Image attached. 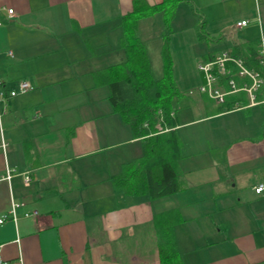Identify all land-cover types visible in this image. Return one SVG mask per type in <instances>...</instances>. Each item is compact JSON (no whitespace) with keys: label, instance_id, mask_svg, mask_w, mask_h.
Listing matches in <instances>:
<instances>
[{"label":"crops","instance_id":"obj_1","mask_svg":"<svg viewBox=\"0 0 264 264\" xmlns=\"http://www.w3.org/2000/svg\"><path fill=\"white\" fill-rule=\"evenodd\" d=\"M132 1L0 0L3 264H161L152 219L172 208L180 217L173 230L182 264H264V192L253 189L264 183V102L218 111L208 95H185L173 114L184 188L153 199L114 190L111 176L142 154V138L113 111L108 87L95 83L93 71L124 56L120 19ZM192 2L204 31L224 44L199 45L195 17L178 25L177 10L192 14L178 3L170 39L188 38L181 49L192 67L183 91L202 82L203 54L229 51L264 29V0ZM239 19L248 23L232 33ZM159 20L143 19L140 36L161 38ZM19 80L32 88L8 96ZM11 202L18 203L15 219Z\"/></svg>","mask_w":264,"mask_h":264},{"label":"trees","instance_id":"obj_2","mask_svg":"<svg viewBox=\"0 0 264 264\" xmlns=\"http://www.w3.org/2000/svg\"><path fill=\"white\" fill-rule=\"evenodd\" d=\"M186 2L192 12L197 10L192 0H161L148 4L145 0H133L132 9L120 19L121 36L119 46L124 59L93 71L95 83L105 84L109 90V101L114 112L130 126L132 134L142 138V154L122 163L118 173L111 176L114 190L124 195H146L157 198L178 192L184 188L178 160L181 158V142L175 129L172 101L176 96L187 95L180 90L173 78L170 53V22L175 15L178 3ZM159 15L162 27V75L155 77L144 39L138 32L139 23L150 16ZM199 17V15L197 14ZM203 20L195 25L199 40L217 41L203 30ZM259 40L231 45L229 54L242 58L245 66L262 70L258 60ZM214 52L203 54V60H210ZM232 74L237 67L228 61L226 64ZM240 86L243 78L233 75ZM249 82V80H248ZM217 85L229 90L227 76H221ZM264 90V88H263ZM207 95L206 93H203ZM258 92L256 98L260 99ZM248 97L239 90L225 95L217 106L224 111L234 106L245 105ZM237 102L238 105H234ZM162 113V120L159 113ZM160 122L163 131H157L155 124ZM147 123V125H145ZM180 219L177 209H168L154 214L152 223L159 236L158 252L161 264H182L174 238V224Z\"/></svg>","mask_w":264,"mask_h":264},{"label":"built area","instance_id":"obj_3","mask_svg":"<svg viewBox=\"0 0 264 264\" xmlns=\"http://www.w3.org/2000/svg\"><path fill=\"white\" fill-rule=\"evenodd\" d=\"M258 1V0H255ZM14 13L13 8H7L8 16ZM256 20L260 21L259 15L257 13ZM2 21L0 20V24ZM248 19H239L236 20L233 25L230 26L229 30L236 31L239 28L247 25ZM231 34V33H230ZM259 47H258V60L261 65L262 70L249 68L245 66L242 58L233 57L229 54L228 50H222L216 53L212 59L210 60H200L197 63V68L202 75V82L195 89H190L187 91V95L191 97H197L203 93H206L209 97L216 100L217 102H222L225 98V95L231 92L243 90L246 92L248 97V102L246 105L257 104L260 102H264V90H263V98L257 99L256 93L262 91L264 88V29L260 26L259 33ZM228 61H231L236 67L237 71L235 74H232L230 68L226 65ZM227 76V81L229 85V90H225L221 85H217L219 78L221 76ZM233 75H237L240 78H243L244 81L240 86L236 84V81ZM249 80V82H248ZM1 82V79H0ZM32 88V85L27 80H19L15 88H12L7 91L8 96H13L18 93H24L27 90ZM4 96V92L0 90V98ZM234 105H238L237 102H234ZM244 105H240L242 107ZM159 119L162 120V113L158 111ZM147 125V123H145ZM157 129H161L160 122L156 123ZM1 146H4V143H1ZM10 176V172L7 171L6 177ZM29 176L24 175V182L28 183ZM255 193H263L264 192V183H259L253 187ZM18 203L11 202V215L12 218L15 219L14 208ZM35 213V212H34ZM4 216L0 217V222L4 220ZM0 264H3V260L0 256Z\"/></svg>","mask_w":264,"mask_h":264},{"label":"rangeland","instance_id":"obj_4","mask_svg":"<svg viewBox=\"0 0 264 264\" xmlns=\"http://www.w3.org/2000/svg\"><path fill=\"white\" fill-rule=\"evenodd\" d=\"M194 5V3H193ZM188 9V8H187ZM186 9V11H187ZM178 14L179 17H177L178 15L176 14V17L178 18V25L182 24V20L189 18V17H195L196 19H194L195 25L202 21L203 17L201 12H199L197 10V14L199 15V17L197 16V14H195L192 11H187L190 14V16H188V14L185 13V10L182 12L181 14V8L179 10ZM257 16V15H256ZM176 20V18H175ZM176 24L175 21L174 22H170V26H171V30L173 31V27L176 31ZM159 29L161 30L162 27L160 26V24H158ZM173 25V26H172ZM143 24L140 26L142 27ZM153 27V26H152ZM196 30V29H195ZM203 30H204V23H203ZM145 31H147L148 33L153 32V28H151V26H147L145 28ZM160 32V31H159ZM154 33V32H153ZM156 33H158V31H156ZM155 33V34H156ZM172 34V33H170ZM143 36V35H142ZM171 37V36H170ZM144 38V36H143ZM198 39V38H197ZM145 43L147 46V50H148V57L150 60V65H151V69H152V73L155 77H159L162 75V56H161V43L160 46L158 44V41L160 42L161 38L158 35H151L149 37H145ZM219 40V39H218ZM187 39H184V37L182 39L178 38L177 36H175L172 41L170 39L169 44H170V53H171V58H172V66H173V78L176 82V85L181 89V86L183 84H186L187 82H190L192 80H190L191 72H192V67H191V62L189 57H187V53H186V49H181V47H187ZM200 41L199 45L201 46H206V47H211L212 45H222L224 44L223 41H204V40H199ZM172 44L174 46V51L176 50V53H174V55H172ZM123 53V52H122ZM124 56H122L121 58L118 59V57H115L113 60H123ZM197 61V60H196ZM199 62V61H198ZM195 67H196V62H195ZM197 72V78L199 80V74L198 71ZM199 86V85H197ZM196 86V87H197ZM188 97H186L185 95H179L176 96L173 101H172V106L173 108H176V111H178V109L182 108V101L187 100ZM180 261L182 262V258L180 253L178 254Z\"/></svg>","mask_w":264,"mask_h":264}]
</instances>
